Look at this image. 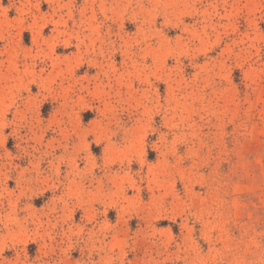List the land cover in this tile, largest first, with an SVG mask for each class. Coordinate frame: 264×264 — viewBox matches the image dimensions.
I'll list each match as a JSON object with an SVG mask.
<instances>
[{
	"label": "rangeland",
	"instance_id": "obj_1",
	"mask_svg": "<svg viewBox=\"0 0 264 264\" xmlns=\"http://www.w3.org/2000/svg\"><path fill=\"white\" fill-rule=\"evenodd\" d=\"M0 264H264V0H0Z\"/></svg>",
	"mask_w": 264,
	"mask_h": 264
}]
</instances>
